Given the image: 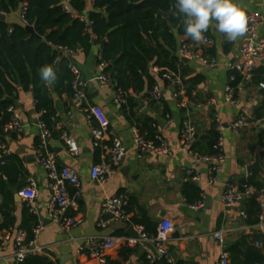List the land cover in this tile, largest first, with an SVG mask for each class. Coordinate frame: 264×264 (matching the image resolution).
<instances>
[{
	"label": "crops",
	"instance_id": "0c3cea01",
	"mask_svg": "<svg viewBox=\"0 0 264 264\" xmlns=\"http://www.w3.org/2000/svg\"><path fill=\"white\" fill-rule=\"evenodd\" d=\"M235 2L247 13L261 11L264 14V0L260 3L254 0ZM93 11L92 0H86L82 16L88 19ZM19 14L20 11H17L4 19L10 25L20 24ZM210 35L213 45L209 48H197L205 56L218 58L219 65L215 68L206 67L196 60L181 59L180 44L187 37L178 38L177 69L185 79L188 99L200 107L190 104L187 108L180 109L172 89L152 72L158 78L155 85H160L164 91V99L160 103H152L144 94H134L131 90L135 104L137 98L143 97V106L136 104L135 117L132 120L123 106L115 103V87L101 81L102 70L98 66L101 47L94 45L89 53L79 48L68 55L88 82L91 104L105 111L111 131L129 148L124 162L113 169L107 181H93V166L107 162L108 159L93 147L91 126L85 114L76 106L73 95H57V99L53 98L57 121L49 148L56 155L59 166L77 170L82 189V197L76 199V190L69 188L70 195L75 200L70 215L83 220L80 226L69 231L62 229L50 218V181L42 166L37 146L42 132L39 125L41 115L36 111L33 93L20 88L13 102L21 115L24 130L9 136L8 145L9 156H18L22 160L27 175L20 189H12L15 200L12 206V217L15 221L13 227L2 228L4 218L0 211V264H17L15 240L17 233L21 231L24 212L28 208L27 203L18 196V192L31 181L36 183L39 192V197L34 203V214L38 217V224L43 226L36 239V247L40 252L34 254L46 256L57 264H99L81 253L80 247L90 239L124 241L130 237L128 229L131 226H134L135 231V227L140 226L134 224L133 219L141 218L142 214L153 224H149L151 229H157L164 220L174 223V230L168 242L173 264H215L222 252L227 251L228 245L242 238H245L249 245L257 247L259 244L257 248L264 254V224L259 221V213H254L252 205L254 201L259 204V199L264 201V195L259 192L264 187V93L260 89V83L264 80V59L257 61L252 79L243 84L238 94L239 103L228 104L225 100V87L229 83L230 74L227 65L239 58L242 38L233 42L227 41L224 34L216 30L215 22L210 27ZM260 35L264 36V23ZM90 85H94L91 94ZM189 89L192 90L191 95ZM90 95L96 96L91 100ZM240 115H246L253 127L245 130L240 136H235L229 127ZM143 118L155 120L156 125L152 128L156 135L163 136L169 142L172 150L170 154H148L141 160L137 158L132 150L131 133L132 128L138 127L139 124L141 131L148 137V130L143 122H137ZM214 120L223 126L226 161L217 181L210 184V165L181 148L180 131L185 121H190L197 129L200 128L201 133L193 144L200 143L199 148L205 151L209 142L207 134ZM67 138L76 140L78 155L70 153L66 144ZM253 166L256 168H252ZM190 170L197 173L198 180L194 181L188 176ZM247 181H251V194L240 204L226 206L222 201L225 184L231 182L243 189ZM188 182H193L201 190V197L202 194L205 195L204 209H193L187 203L183 189ZM118 194H127L133 201L130 211L131 223H115L102 229L98 223L102 216L103 203L107 198ZM243 211L249 215L248 219L242 216ZM221 230L226 231L224 248L219 246L213 236ZM118 232H122V236L118 237ZM7 236L9 240L4 244L2 239ZM151 246L153 245L140 244L132 248L134 252L127 264H144L143 258L152 252Z\"/></svg>",
	"mask_w": 264,
	"mask_h": 264
},
{
	"label": "trees",
	"instance_id": "16d2710c",
	"mask_svg": "<svg viewBox=\"0 0 264 264\" xmlns=\"http://www.w3.org/2000/svg\"><path fill=\"white\" fill-rule=\"evenodd\" d=\"M29 7L26 20L36 31L31 35L26 27L20 24L10 25L0 17V139L4 140V127L10 120L7 112L14 102L4 99H16L20 88L25 92H32L40 121L54 133L57 121V111L54 99L47 83L40 78L39 70L50 65L56 72L57 79L52 84L55 93L62 97L64 94L73 95V75L68 68L70 58L57 49L68 48L76 52L82 48L89 53L94 45L101 47L98 66L105 67L102 74L109 78L116 91L126 93L127 103L123 109L132 120L136 108L135 98L130 91L133 85L138 94L149 98L148 90L157 82L152 68L177 69L178 38L185 36L184 17L176 12V0H95L94 11L88 19L82 15L85 12V0H71V12L63 9V0H28ZM21 0H0V11L7 14L20 11ZM175 13V14H174ZM81 16H78V15ZM163 15H168L166 18ZM85 19L90 25L82 22ZM148 43L154 48L150 49ZM60 61L57 62V58ZM115 61L113 65L112 62ZM239 78L236 85L241 83ZM192 90L189 89L191 95ZM152 104V103H151ZM153 105V104H152ZM168 112V111H165ZM134 122V121H133ZM148 130V137L154 138L156 133L152 128L156 122L152 118L137 120ZM138 127H141L138 124ZM143 131V130H142ZM206 150L199 148L200 143L192 145L193 152L199 155H213L214 147L219 139L214 120L211 130L207 134ZM38 143V142H37ZM40 142L38 143L39 149ZM26 171L22 160L18 156H9L5 165H0V197L2 205L0 211L4 218L3 229L14 226L12 206L15 204L13 188L20 189L26 178ZM251 186V181L245 183ZM186 201L194 205L201 199V190L193 182H188L183 189ZM130 211L133 201L130 202ZM255 214L260 212V206L253 202ZM39 220L28 207L24 212L21 231L27 233V243L34 240L33 229ZM134 224L143 226L152 236L157 229H151L152 224L145 214L141 218H134ZM153 225V224H152ZM122 232L116 233L118 237ZM134 250L121 240L106 242V264H127ZM230 264H263L264 254L261 249L249 245L245 238L228 245ZM143 263L148 264L146 256ZM25 264H57L46 256L31 254ZM153 264H168L159 260Z\"/></svg>",
	"mask_w": 264,
	"mask_h": 264
},
{
	"label": "built area",
	"instance_id": "2783aa9c",
	"mask_svg": "<svg viewBox=\"0 0 264 264\" xmlns=\"http://www.w3.org/2000/svg\"><path fill=\"white\" fill-rule=\"evenodd\" d=\"M86 1V0H85ZM95 0H92L94 4ZM258 3L263 0H254ZM71 0H63V9L66 12H71ZM28 0H21V9L19 18L21 23L27 27L29 26L26 20L28 11ZM9 14L0 11V17L6 18ZM249 17V30L241 40V47L239 51V58L228 63L229 83L225 87V100L228 104L237 105L239 103L238 94L242 90V86L247 81L251 80L257 61L264 59V36L260 35L261 27L264 23V14L261 11H252L247 13ZM82 22L90 25L85 19ZM206 43L199 45L194 44L190 38L183 39L179 48V56L181 59L196 60L202 65L215 68L219 65L217 57H208L203 55L197 47L209 48L213 45V40L210 35V29L205 34ZM63 55L68 56L73 54L68 48L59 47L57 49ZM101 54V51H100ZM57 58V62L60 61ZM105 67L104 64L100 66L101 70ZM69 70L73 75L72 90L73 99L76 106L85 114L90 126L93 147L100 150L107 162L96 164L91 171V179L97 182H105L108 176L112 173L115 167L120 166L128 152L129 148L118 138L110 129V122L105 111L96 105L91 104L88 97V82L86 81L80 68L71 60L68 65ZM152 72L157 75L160 80L172 89L174 98L178 101L180 109L187 108L190 104L195 107L200 105L191 103L188 99V92L185 88V79L179 69L161 68L154 66ZM242 82L236 85L238 79ZM101 81L104 84H109L108 77L101 73ZM260 89L264 93V80L260 83ZM132 94V92H130ZM164 99V91L160 85H155L149 93V102L160 103ZM115 103L123 106L127 103L126 93L122 91L117 92ZM7 112L10 114V120L4 127L5 139H0V165H5L9 157L8 137L13 134L22 133L24 130V123L21 115L14 105H11ZM168 118H170L168 116ZM41 137L39 145V157L44 170L46 171L51 190V201L49 205L50 218L57 223L62 229L69 231L77 228L83 223L82 219L72 217L71 210L75 205V200L71 197L69 188L76 190L75 198L82 197L81 181L77 170L68 166H59L56 155L49 148V141L52 138V132L47 128L46 124L40 121ZM253 127V123L246 115L238 116L231 124L230 130L233 135L240 136L245 130ZM223 126L216 120V131L219 133V139L214 147L215 153L213 155H199L192 151L191 147L197 135V128L190 121H185L180 131V144L184 151H188L196 156L200 161L210 165V184H214L220 173L223 164L226 161L225 144L222 136ZM132 150L136 153L138 159H143L148 154L168 155L171 153V146L169 142L161 135L157 134L154 138H148L139 127L132 128ZM66 144L72 155L79 154V147L75 139L67 138ZM194 181L198 180V175L193 170L188 171ZM260 194L264 195V187L259 190ZM251 194V188L245 185L243 189L234 185L231 182L225 184L222 201L226 206H234L242 203L245 198ZM18 196L27 203L30 210L35 213L34 203L39 197L37 185L31 181L26 187L18 192ZM1 198V197H0ZM131 199L127 194H118L107 198L102 206V216L99 220L98 226L102 229L108 228L115 223H131L130 203ZM260 212L258 214L259 221L264 224V201L259 199ZM205 195L202 194L201 201L192 205L193 209H204ZM242 216L245 219L249 218L247 212L243 211ZM134 227V226H133ZM42 224H38L33 229L34 240L27 243V233L19 231L15 240L16 261L17 264H25L26 258L34 253L40 252L36 247V239L42 230ZM139 238H126L124 241L130 248H135L140 244H151L156 249L158 256L149 252L146 259L148 264H153L161 259L168 264H173V258L168 247L170 235L174 230V223L170 220H164L157 228L155 236L147 233L143 226L135 227ZM214 239L220 247L226 246V231L221 230L214 233ZM6 244L9 237L2 239ZM108 240L90 239L86 244L80 247V252L85 254L89 259L97 261L99 264H106V242ZM260 245L257 244V247ZM215 264H230V255L224 250L220 259ZM264 264V263H263Z\"/></svg>",
	"mask_w": 264,
	"mask_h": 264
},
{
	"label": "clouds",
	"instance_id": "9594fccd",
	"mask_svg": "<svg viewBox=\"0 0 264 264\" xmlns=\"http://www.w3.org/2000/svg\"><path fill=\"white\" fill-rule=\"evenodd\" d=\"M175 9L184 17L185 36L196 45L207 42L204 34L213 22L216 30L229 42L244 37L249 30L247 12L235 0H176ZM39 73L47 84H53L57 79L50 65L41 67Z\"/></svg>",
	"mask_w": 264,
	"mask_h": 264
},
{
	"label": "water",
	"instance_id": "95a60500",
	"mask_svg": "<svg viewBox=\"0 0 264 264\" xmlns=\"http://www.w3.org/2000/svg\"><path fill=\"white\" fill-rule=\"evenodd\" d=\"M78 16H81V15L79 14ZM163 16H165L166 18L168 17V15H163ZM26 30H27L31 35L36 36V31H35V29H34L32 26H27V27H26ZM148 45H149L150 49H153V48H154L150 43H148ZM112 64L114 65V64H115V61H113ZM48 86H49V89H50V91H51V93H52V95H53V98H54V99H57L58 96H57V94H56L55 91H54L53 85H52V84H48ZM93 89H94V85H90L89 94H91V92L93 91ZM132 91H133L134 94H136V92H137V91H136V88H135L134 85H133V89H132ZM95 96H96V95H90V99L93 100V99L95 98ZM4 100L7 101V102H13V99H12L11 97H6ZM136 104H137L138 106H140V107L143 106V97H142V96L136 99ZM200 133H201V129L198 128V129H197V135H196L195 139H197V138L199 137V134H200ZM252 168H256V166H253ZM128 234H129L130 237H132V238H139V234L134 230V227H133V226H131V227L128 229ZM151 251H152V253H153L155 256H158V254H157L156 249L154 248V246H151ZM161 260L164 261L163 259H161Z\"/></svg>",
	"mask_w": 264,
	"mask_h": 264
}]
</instances>
